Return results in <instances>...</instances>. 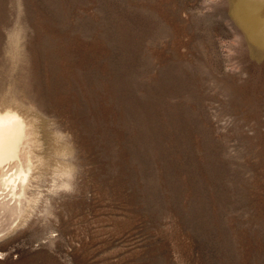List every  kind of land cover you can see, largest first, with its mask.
<instances>
[{
    "label": "rangeland",
    "instance_id": "374dc122",
    "mask_svg": "<svg viewBox=\"0 0 264 264\" xmlns=\"http://www.w3.org/2000/svg\"><path fill=\"white\" fill-rule=\"evenodd\" d=\"M9 108L40 174L0 264H264V0H0Z\"/></svg>",
    "mask_w": 264,
    "mask_h": 264
},
{
    "label": "bare ground",
    "instance_id": "6f19581e",
    "mask_svg": "<svg viewBox=\"0 0 264 264\" xmlns=\"http://www.w3.org/2000/svg\"><path fill=\"white\" fill-rule=\"evenodd\" d=\"M33 131L17 110H0V228H9L29 207L30 188L40 174L39 164L35 163Z\"/></svg>",
    "mask_w": 264,
    "mask_h": 264
}]
</instances>
